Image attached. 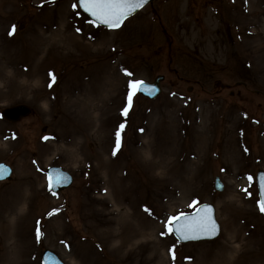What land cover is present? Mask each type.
<instances>
[{
	"label": "rangeland",
	"instance_id": "rangeland-1",
	"mask_svg": "<svg viewBox=\"0 0 264 264\" xmlns=\"http://www.w3.org/2000/svg\"><path fill=\"white\" fill-rule=\"evenodd\" d=\"M76 1L0 0V112H33L15 125L0 116V162L13 171L0 182V264H41L45 249L65 264H211L228 252L221 264H264L255 187L264 171V0H155L115 31L95 26ZM158 75L161 95L136 92L128 107L129 81ZM76 82L81 90L68 95ZM76 99L82 105L68 104ZM144 131L157 152L142 150ZM50 166L73 177L55 195ZM202 203L214 206L219 237L177 243L168 219Z\"/></svg>",
	"mask_w": 264,
	"mask_h": 264
},
{
	"label": "snow or ice",
	"instance_id": "snow-or-ice-1",
	"mask_svg": "<svg viewBox=\"0 0 264 264\" xmlns=\"http://www.w3.org/2000/svg\"><path fill=\"white\" fill-rule=\"evenodd\" d=\"M147 2V0H78L79 6L95 18L98 24L106 25L111 29L119 28L120 25L131 16L135 11ZM76 4L73 5L75 9ZM131 75V73H125ZM51 75V74H50ZM54 79V78H53ZM142 81H129L128 83V107H131L132 98L137 91H141ZM128 108L124 109L126 115ZM123 128V125H121ZM120 148V133H116V149ZM116 152L113 151V155ZM4 166L0 165V179H3ZM63 177L57 176L55 180L49 175V191H52L55 195L54 189L63 182ZM251 181L252 177H248ZM260 209L264 212V201L260 202ZM201 211L203 214H201ZM185 223H180L181 220ZM167 230L169 233L175 232L180 238L184 240L198 239L202 236L211 238L218 234V225L211 215V209L206 207L203 210L197 212V215L192 218L191 222H188V217L181 214L180 216H173L168 219ZM163 234V233H162ZM37 239H39V232H37Z\"/></svg>",
	"mask_w": 264,
	"mask_h": 264
},
{
	"label": "water",
	"instance_id": "water-1",
	"mask_svg": "<svg viewBox=\"0 0 264 264\" xmlns=\"http://www.w3.org/2000/svg\"><path fill=\"white\" fill-rule=\"evenodd\" d=\"M152 1L153 0H147V2L144 5H146L147 3L152 2ZM77 4H78L79 9L82 10V12L85 15H87L95 24H98L95 21L94 17H92L88 13L84 12V10L79 6L78 2H77ZM139 9H137L136 11H138ZM100 25L106 26V25H103V24H100ZM162 80H163V77L160 76V77H157V79L155 78L154 82L151 83V84L143 83V85H142V89L143 90L138 91V92L141 95H143L145 97H148L149 99H154V98L158 97V95L160 94L159 84H160V82ZM30 113H31V110L28 107H26L24 105H17V106H14V107H11V108L3 110L1 112V115L7 121L15 123V122L19 121L21 118L27 117V115H29ZM0 165L4 166V169H6L5 171H3V179H0V180H4V179L9 178L10 173H11L10 168L5 166V165H3V164H0ZM46 172H47L48 181H49V175H51L53 180H55V178L57 176H60V177L64 178L63 182L54 189V192L61 191V190L65 189V188L69 187V185L72 183L71 177L68 176L67 173L63 172L60 168L52 167V168H49ZM256 177H257V185H258L257 187H258L259 204H260L261 201H264V173L262 171H258ZM214 189H216L217 191H222V189H223V185L220 183L219 179H217V178H215V188ZM206 207L211 209V215L214 217L213 206L212 205H207V204H204V205H201L200 207H198L194 211V213L187 214V215H184V216H187L188 217V222H191L192 218L197 215V212L200 211V210L205 209ZM201 214H203L202 211H201ZM180 223H185V221L182 219L180 221ZM218 229H219V226H218ZM173 234L175 235V237L180 242L188 243V242H196V241H201V240H213V239L218 237L219 231H218L217 235H215V236H213L211 238H208L206 236H202V237H200L198 239H190V240H184V239L180 238L175 232H173ZM41 260H42V264H62L59 261V259H57V257L53 253H51L50 251H44L43 254H42V259Z\"/></svg>",
	"mask_w": 264,
	"mask_h": 264
},
{
	"label": "bare ground",
	"instance_id": "bare-ground-1",
	"mask_svg": "<svg viewBox=\"0 0 264 264\" xmlns=\"http://www.w3.org/2000/svg\"><path fill=\"white\" fill-rule=\"evenodd\" d=\"M254 25L257 26V27H259L260 26L259 20H256ZM253 36H254L253 38L255 39V38H257L258 34L257 33H253ZM64 43L67 46L69 45V46H71L73 48L74 47L77 48L76 43H74L71 39H66V41H64ZM102 66H103L104 70L107 69L106 65H102ZM96 68H100V66H97ZM100 70L101 69H98V70H95L94 69L92 71V75H93L92 77H95V75L98 74ZM50 74H51V71L48 68H46V67H45V69L41 70V73H39V76L41 77L40 81L43 82V85H44L43 91H47L48 90V87L50 86L51 79H52V77H51ZM78 84H81V83L80 82H76L77 87L72 88L73 91H69L70 94H68V95H73V94L77 93L79 90H81V87ZM94 94H96V89L93 88V89L89 90V92H88V95L89 96L94 95ZM98 95H99V93H98ZM80 102H82L80 99H76V100H74V101H72L71 103H68V104H70L73 107H77V105H82V103H80ZM141 133H142L141 135H144V136L147 134V133H145V131L144 132H141ZM148 134L146 135V138L149 141L146 144L142 145V150L144 151V153L146 155H148L151 152H157L156 150H158V148H156L155 145L151 143L150 136ZM231 140H232L231 138L228 139V142L229 143H232V144H230V146L231 147L232 146H235V143H233V141H231ZM65 144L66 143L64 142V146H66ZM67 144H71V142H67ZM159 147L161 148V150L164 149L163 144H161V143L159 144ZM202 150L203 151H206V148L203 147ZM169 152L170 153H175L174 151H169ZM169 152L168 151L167 152H161L160 150L158 151V153H160L161 155H169ZM234 152H236L235 149L228 148V151L226 152V154H231L232 157H233V156H235V153ZM73 154H74V152H73ZM147 160H148L147 162L152 163L153 165H155V163L153 161H150L149 158ZM175 168H178V167H175ZM124 241H127V240L124 239ZM121 245L122 244L120 243L117 246V248L115 250L117 253L121 250V247H122ZM233 249L234 250L235 249L237 250V249H239V246L236 245V246L233 247ZM231 254H232L231 252H228V254L226 253V254H223V255L219 253L218 255L215 256V260L211 264H221L225 260L228 261L230 259ZM161 263H163V262L162 261H159L157 264H161ZM192 263L193 262H190V264H192Z\"/></svg>",
	"mask_w": 264,
	"mask_h": 264
}]
</instances>
